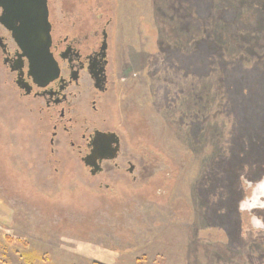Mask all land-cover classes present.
Segmentation results:
<instances>
[{
  "label": "rangeland",
  "instance_id": "1",
  "mask_svg": "<svg viewBox=\"0 0 264 264\" xmlns=\"http://www.w3.org/2000/svg\"><path fill=\"white\" fill-rule=\"evenodd\" d=\"M96 4L109 89L70 140L116 132L118 167L51 145L0 53V264H264V0Z\"/></svg>",
  "mask_w": 264,
  "mask_h": 264
},
{
  "label": "flooded vegetation",
  "instance_id": "2",
  "mask_svg": "<svg viewBox=\"0 0 264 264\" xmlns=\"http://www.w3.org/2000/svg\"><path fill=\"white\" fill-rule=\"evenodd\" d=\"M23 2L24 0H0L2 63L13 77L12 81L20 93V98L36 102L40 114H44L49 125H52L51 145H54L59 134L58 129H62L61 132L67 135V140L73 136L72 130L78 123V111L85 108L82 103L87 102L91 110L96 111L98 100L109 89V23L100 24L103 21L102 15L98 16V20H90L86 17L90 8H82L89 2H97L95 9L99 11V0H47L51 37L50 61L57 63L59 77L41 87L29 75L30 63L27 58L22 57V50L13 38L12 26H23L24 20L35 21L37 17L34 0L30 7L23 5ZM82 124L78 142L69 141L81 162L90 154L97 132L117 135L116 132L91 127L88 122ZM119 155L120 153L118 157ZM118 157L115 160L103 161L99 174L104 172L107 165L118 167ZM82 164L84 165L83 162ZM128 165L131 167L129 173L133 174L132 163L129 162ZM87 170L91 173L92 169ZM257 192L264 196V184ZM251 207L252 205L249 206Z\"/></svg>",
  "mask_w": 264,
  "mask_h": 264
},
{
  "label": "water",
  "instance_id": "3",
  "mask_svg": "<svg viewBox=\"0 0 264 264\" xmlns=\"http://www.w3.org/2000/svg\"><path fill=\"white\" fill-rule=\"evenodd\" d=\"M33 0H24L27 7ZM37 8L35 21L26 19L23 26H12L13 38L22 50V57L28 59L29 75L41 87L47 86L59 77V68L56 62L50 61V26L48 22L47 0H34ZM5 23V22H4ZM9 27V25H6ZM120 151V139L116 134L97 132L92 142V150L82 159L85 167L91 168L92 176L102 171V163L106 160H115Z\"/></svg>",
  "mask_w": 264,
  "mask_h": 264
},
{
  "label": "trees",
  "instance_id": "4",
  "mask_svg": "<svg viewBox=\"0 0 264 264\" xmlns=\"http://www.w3.org/2000/svg\"><path fill=\"white\" fill-rule=\"evenodd\" d=\"M227 21H229V20H227Z\"/></svg>",
  "mask_w": 264,
  "mask_h": 264
}]
</instances>
